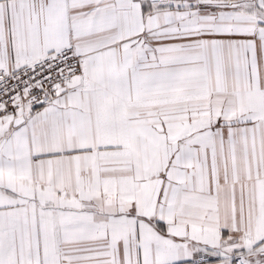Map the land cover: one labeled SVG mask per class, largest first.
Segmentation results:
<instances>
[{
	"label": "snow or ice",
	"instance_id": "snow-or-ice-1",
	"mask_svg": "<svg viewBox=\"0 0 264 264\" xmlns=\"http://www.w3.org/2000/svg\"><path fill=\"white\" fill-rule=\"evenodd\" d=\"M0 264H264V0H0Z\"/></svg>",
	"mask_w": 264,
	"mask_h": 264
}]
</instances>
